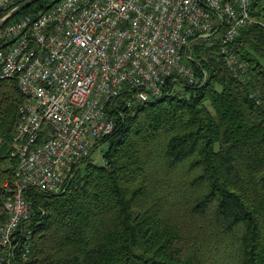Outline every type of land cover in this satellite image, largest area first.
Here are the masks:
<instances>
[{
	"label": "trees",
	"instance_id": "obj_1",
	"mask_svg": "<svg viewBox=\"0 0 264 264\" xmlns=\"http://www.w3.org/2000/svg\"><path fill=\"white\" fill-rule=\"evenodd\" d=\"M250 15L264 23V0ZM233 49L244 77L196 40L184 58L195 85L169 78L158 98L115 99L114 130L94 146L105 145L102 162L86 158L60 193L27 191L22 264H264V26L241 30ZM22 99L15 77L0 79V209Z\"/></svg>",
	"mask_w": 264,
	"mask_h": 264
},
{
	"label": "built area",
	"instance_id": "obj_2",
	"mask_svg": "<svg viewBox=\"0 0 264 264\" xmlns=\"http://www.w3.org/2000/svg\"><path fill=\"white\" fill-rule=\"evenodd\" d=\"M22 1L0 0V12ZM251 2L60 0L0 27V79L15 77L23 96L14 172L2 185L0 264H22L29 253L27 191H64L97 140L114 130L109 111L119 95H130L127 104L158 98L169 78L195 85L184 58L196 40L214 43L227 68L245 76L234 41L244 28L264 26L250 15Z\"/></svg>",
	"mask_w": 264,
	"mask_h": 264
},
{
	"label": "water",
	"instance_id": "obj_3",
	"mask_svg": "<svg viewBox=\"0 0 264 264\" xmlns=\"http://www.w3.org/2000/svg\"><path fill=\"white\" fill-rule=\"evenodd\" d=\"M37 0H24L22 2H20L19 4H17L13 9H11L10 11H8L6 14H4L1 18H0V27L10 18H12L13 16H15L21 9H23L24 7L30 5L31 3L35 2Z\"/></svg>",
	"mask_w": 264,
	"mask_h": 264
},
{
	"label": "rangeland",
	"instance_id": "obj_4",
	"mask_svg": "<svg viewBox=\"0 0 264 264\" xmlns=\"http://www.w3.org/2000/svg\"><path fill=\"white\" fill-rule=\"evenodd\" d=\"M2 42H0L1 44ZM102 149H105V145L101 144L100 146H97L96 148L93 149L90 158L93 162H102V157H101V153H102Z\"/></svg>",
	"mask_w": 264,
	"mask_h": 264
}]
</instances>
